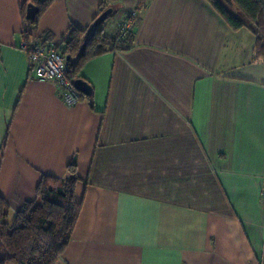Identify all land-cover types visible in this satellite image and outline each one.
I'll use <instances>...</instances> for the list:
<instances>
[{"label":"crops","instance_id":"crops-1","mask_svg":"<svg viewBox=\"0 0 264 264\" xmlns=\"http://www.w3.org/2000/svg\"><path fill=\"white\" fill-rule=\"evenodd\" d=\"M43 2L0 0V196L12 212L75 162L82 208L56 264H264V52L252 32L208 0ZM101 6L109 38L137 13L133 42L83 63L73 82L92 92L70 108L21 47L53 44L74 63L70 34Z\"/></svg>","mask_w":264,"mask_h":264},{"label":"trees","instance_id":"trees-1","mask_svg":"<svg viewBox=\"0 0 264 264\" xmlns=\"http://www.w3.org/2000/svg\"><path fill=\"white\" fill-rule=\"evenodd\" d=\"M43 1L42 9L52 0ZM208 1L234 31L247 29L252 32L256 50L264 52V0ZM107 10L101 6L96 20ZM104 23L90 38L85 52L82 51L84 40L91 29L72 30L65 52L76 59L68 65L70 80L78 77L87 60L106 49H126L129 42H133L130 38L121 40L119 30L115 38L107 37L102 29ZM75 165V162L70 164L69 177L62 181L43 178L35 200L24 204L17 213H13L0 196V264L57 263L71 240L82 208V202L75 196L80 180Z\"/></svg>","mask_w":264,"mask_h":264},{"label":"built area","instance_id":"built-area-1","mask_svg":"<svg viewBox=\"0 0 264 264\" xmlns=\"http://www.w3.org/2000/svg\"><path fill=\"white\" fill-rule=\"evenodd\" d=\"M136 19L137 13L133 12L118 24L121 40L128 38L133 40ZM21 49L29 56L33 79L55 83L61 100L70 108L75 107L80 102L82 94L68 77L69 60L56 46L38 41H29L24 43Z\"/></svg>","mask_w":264,"mask_h":264},{"label":"water","instance_id":"water-1","mask_svg":"<svg viewBox=\"0 0 264 264\" xmlns=\"http://www.w3.org/2000/svg\"><path fill=\"white\" fill-rule=\"evenodd\" d=\"M113 10L108 9L106 12H104L92 25L91 27V33L90 36L85 37V43L83 45L82 51L85 52L87 48V43L89 42L90 38L93 37L94 33L97 31V29L108 19V17L112 14ZM39 14V8L36 7L33 4L28 5V14H27V19L29 21H34L36 20L37 16ZM75 88L87 95H91V88H89L87 85L81 82V80H78L74 82Z\"/></svg>","mask_w":264,"mask_h":264},{"label":"rangeland","instance_id":"rangeland-1","mask_svg":"<svg viewBox=\"0 0 264 264\" xmlns=\"http://www.w3.org/2000/svg\"><path fill=\"white\" fill-rule=\"evenodd\" d=\"M112 21V20H111ZM54 186V185H53ZM57 186L53 187V188H56Z\"/></svg>","mask_w":264,"mask_h":264}]
</instances>
